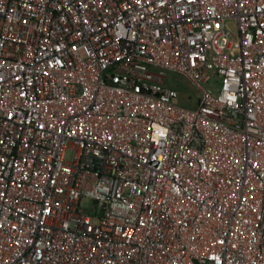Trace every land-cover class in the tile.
I'll return each mask as SVG.
<instances>
[{"label":"built area","instance_id":"1","mask_svg":"<svg viewBox=\"0 0 264 264\" xmlns=\"http://www.w3.org/2000/svg\"><path fill=\"white\" fill-rule=\"evenodd\" d=\"M0 264H264V0H0Z\"/></svg>","mask_w":264,"mask_h":264},{"label":"rangeland","instance_id":"2","mask_svg":"<svg viewBox=\"0 0 264 264\" xmlns=\"http://www.w3.org/2000/svg\"><path fill=\"white\" fill-rule=\"evenodd\" d=\"M171 85L179 90L178 103L186 108L194 109L198 105L200 92L185 77L178 74H170Z\"/></svg>","mask_w":264,"mask_h":264}]
</instances>
